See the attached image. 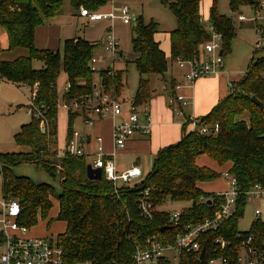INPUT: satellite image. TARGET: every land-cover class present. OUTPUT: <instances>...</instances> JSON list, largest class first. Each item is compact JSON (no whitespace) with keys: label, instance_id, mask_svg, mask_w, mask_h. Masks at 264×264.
Returning a JSON list of instances; mask_svg holds the SVG:
<instances>
[{"label":"trees","instance_id":"1","mask_svg":"<svg viewBox=\"0 0 264 264\" xmlns=\"http://www.w3.org/2000/svg\"><path fill=\"white\" fill-rule=\"evenodd\" d=\"M200 1L161 0L176 21V27L170 31L169 58L154 38L157 23L136 17L131 44L138 82L131 106L144 105L151 98L150 75L162 76L168 69V61L198 57L203 44L210 39V32L201 21ZM107 2L70 0L75 9L84 6L91 11ZM61 5L62 0H0V28L7 36V47L0 44V54L17 48L26 50L25 55L14 59H0V79L29 89L36 85L35 102L44 104L48 121L42 132L39 121L31 115L30 121L13 135L17 145H25L29 150L0 153L2 197L19 202V222L31 227L38 215L45 218L52 207L54 189L49 183L35 184L25 176L14 175L11 167L20 163L41 164L50 175L59 176L61 185L56 218L65 223V231L55 237L62 248L61 264H131L138 243L145 244L148 238L171 242L186 224L200 222L219 208L223 197L205 192L197 185L213 181L221 174L196 164L198 157L206 155L219 167L230 164L227 172L236 179L239 197L233 214L218 229L198 238L200 250L204 249L203 259L200 252L181 250L178 264H208L219 256L233 260L249 235H253L254 243H259L264 235V217L253 219L247 231H239L237 223L246 205L245 192L254 184L264 188V55L256 57L257 51L252 53L242 78L231 82L228 94L195 120L197 126H205L209 131L203 134L198 129L186 131L189 122H184L180 139L157 151L151 171L141 181L132 186H117L104 175L89 180L85 174L86 157L69 155L65 148L78 112L66 111L64 147L60 154L54 148L59 100L69 102L89 96L94 86L119 98L126 84V70L101 69L96 82L88 62L98 43L82 38L64 40L61 52L37 48L35 28L54 17ZM228 5L231 12H237L242 6L254 7L255 0H229ZM208 22L221 34L225 56L236 30L232 18L218 11L216 0H212L209 8ZM34 60L40 61L41 67H33ZM62 72L69 88L59 96L57 80ZM171 86L174 95V85ZM252 96L263 104V109L252 102ZM214 124H218L216 132L212 130ZM145 190H148L145 199L153 208L151 217H145L139 209ZM167 200L190 202L180 210L176 225L170 221V213L157 210ZM50 223L51 220L47 226ZM217 238L224 245L215 242ZM155 264L170 263L166 258H158Z\"/></svg>","mask_w":264,"mask_h":264},{"label":"built area","instance_id":"2","mask_svg":"<svg viewBox=\"0 0 264 264\" xmlns=\"http://www.w3.org/2000/svg\"><path fill=\"white\" fill-rule=\"evenodd\" d=\"M112 0H109L111 2ZM253 14L245 17L239 13L240 21H247L253 24L257 34V44L264 47V0H255V6L252 7ZM78 16L87 21L105 20L110 23L102 44L103 55L92 54L89 59V67L97 74L101 69L114 70L117 61H122V54L119 49V42L114 34L113 22L119 18L123 24H134L136 18L130 12L128 5H121L119 9L108 12L91 11L84 6L78 8ZM202 21V19H201ZM203 22V21H202ZM205 28L210 32V39L206 41L198 57L191 60L176 58V63L180 68L188 66L189 69L184 73L183 79L188 87H192L194 82L211 74H215L222 69L224 56L222 51L221 34L216 32L214 27L205 23ZM264 50V48H263ZM183 85L178 83L174 85V95L168 98V104L171 106L175 115L183 116L184 122H192L193 130L198 129L201 134L207 133L209 129L205 126H197L196 122L183 114L182 107L190 103L181 92ZM29 88V87H28ZM69 85L65 84L63 90H68ZM31 101L28 109L32 117L39 121L40 129L46 130L48 121L45 117V106L42 103L35 102L36 85L31 89ZM59 105L64 110L76 111L83 126H91L95 121L102 119H112V139L116 149H122L126 146L127 140L134 134L148 136L150 134V117L147 111H139L137 107L131 106L124 113V106L119 98L111 93L103 92L99 87H94L89 96L81 97L67 102L60 98ZM142 115V119L140 118ZM218 124H214L212 130L216 132ZM81 133L73 130L71 138L66 145V151L72 156H90L88 163L94 168H100L104 177L116 183L120 180L123 183H129L132 179L140 176L139 168L131 166L125 171L118 172L114 164V156L105 154L101 145V136H96L97 146L94 152H87L82 142L79 141ZM228 182V190L216 195L222 196L220 206L211 216L204 218L200 222L189 223L183 227L175 239L171 242H161L154 238H148L145 244L138 243L135 246V252L131 264H155L158 258L162 257L165 251L179 252L181 250L200 252L198 238L207 231L219 228L223 220L233 214L239 197L237 182L235 177L228 172L224 173ZM264 197V188L260 184H254L245 192V201L260 199ZM148 190L144 191V197L139 202L141 214L145 217H151L152 204L148 199ZM259 209L254 210L255 218L260 216ZM20 205L16 199L0 198V264H61L62 248L57 245L56 239L52 236H33L30 227L22 225L19 222ZM180 217V211L170 213V221L176 225ZM215 242L224 245V242L217 238ZM215 261V264H264V235L259 243H254L253 235H249L241 242L239 253L234 259L219 256L212 259L209 263ZM208 263V264H209Z\"/></svg>","mask_w":264,"mask_h":264},{"label":"rangeland","instance_id":"3","mask_svg":"<svg viewBox=\"0 0 264 264\" xmlns=\"http://www.w3.org/2000/svg\"><path fill=\"white\" fill-rule=\"evenodd\" d=\"M173 1V0H167ZM212 0H202L201 4V14L204 18L207 17L209 8L211 6ZM229 0H216L217 9L220 13L228 15L232 18L236 36L231 43L229 51L224 56V69L230 71H242L241 75L245 73L247 66L249 64L252 53H255V56L264 55L263 46L257 44V34L254 29L252 23L247 21H240L238 19L239 12L242 13L245 17H250L253 14V10L250 6H242L239 11L231 12L229 9ZM143 6L139 5L137 10L142 13L143 19L148 22L151 19H155L156 23L158 21L160 28L158 32L161 34L163 31L170 27H176L175 17L168 8V6L161 2V0H143ZM143 7V8H141ZM75 9V8H74ZM142 9V10H141ZM58 12H63L64 14H74V25H76V29L72 30V35L82 36V31L88 26L95 27L92 29V36L94 38L100 37V34L104 30L108 24V21L101 20L90 22L86 24H80L82 18L78 17L77 11L73 10L71 6L70 0H62L61 8ZM130 12L132 10L130 8ZM78 20V21H77ZM46 21H43V23ZM42 23V24H43ZM206 23V20H203V24ZM41 25V24H40ZM133 24H123L121 20H116L114 24V32L116 35H119L122 43V61H117L114 69L117 70L122 68L126 70L125 79L126 84L122 90L120 99L122 104H124V108L128 106L129 100L134 96L136 91L137 82H138V71L133 63L134 53L132 51L131 37L133 36L132 32ZM77 33V34H76ZM0 43L3 48L7 47V36L5 31L0 28ZM62 45L59 47V51H62ZM26 50L22 48H17L11 51H4L0 54V59L11 60L16 58L19 55H25ZM168 67L171 65H176L175 61H168ZM42 63L40 61L34 60L33 67L39 68ZM239 74H234L233 77H242ZM157 74L152 75L151 83L155 84L158 80H156ZM94 79L98 82L97 74H95ZM158 79V78H157ZM66 84V77L62 72L57 80V89L58 95H62L63 88ZM31 101V91L27 86H17L14 85L5 79H0V153L6 152H24L28 151L29 148L25 145H17L13 139V135L19 130L20 126L29 122L31 119V114L27 109V105ZM60 101V100H59ZM187 106L183 107L184 112L186 113ZM65 115L66 110L63 107H59L58 118H57V137L58 141L55 143V148L57 153L60 154L64 147L65 143ZM67 116V115H66ZM175 121L180 123H184L183 116L175 115ZM187 116V115H186ZM188 117V116H187ZM184 118V117H183ZM192 122H190L191 125ZM81 121L77 119L74 122V130L78 132H93L96 130V126L92 125L90 128L84 129ZM182 127V126H181ZM191 126H186V131H190ZM102 145V142H101ZM153 155V154H152ZM151 154L148 155H139L134 156L133 154H126L124 152L118 153L115 157L117 163L121 165H127L136 158L139 157L138 165L142 171V175L136 179L131 180L129 183H123L120 180L116 183L117 186L120 185H128L132 186L135 183L141 181L147 173L151 171L154 156ZM87 161L89 162L90 156H86ZM12 173L16 176H25L29 178L35 184L39 183H49L53 186L54 194L51 197L52 207L48 211V214L45 218L41 215L37 216V222L35 225L30 227L31 235L35 236H52L55 238L58 234L63 233L65 231V223L57 220V212H58V201L57 195L61 192V185L59 181V176L55 175L54 177L49 174L48 171L41 164L35 163H20L11 167ZM221 173V172H220ZM226 178L223 174L213 180L206 181L202 183V187L204 189L210 188L211 190H219L223 191L228 186V182L225 180ZM2 185V176L0 173V198L2 197L1 191ZM190 202L188 201H171L167 200L164 204L158 206L157 210L164 211L168 213H173L174 211H180L182 208L189 206ZM259 209L261 214L260 216H264V197L260 199H253L247 201L243 216L238 220L237 228L239 231H247L250 227L251 222L255 219L254 210ZM51 220L49 226H47V222ZM165 257L170 264H178L179 263V254L174 251H165L163 256ZM213 261L209 264H215Z\"/></svg>","mask_w":264,"mask_h":264},{"label":"crops","instance_id":"4","mask_svg":"<svg viewBox=\"0 0 264 264\" xmlns=\"http://www.w3.org/2000/svg\"><path fill=\"white\" fill-rule=\"evenodd\" d=\"M123 4L128 5L129 9L131 8L132 15L135 18L137 16H141L143 19L142 13L137 10L139 5L143 6L142 5L143 0H112L111 2H107L104 6L100 7L99 9L95 11H98V12H108L110 10L117 11L119 7ZM201 4H202V0L200 1L201 19L202 21L206 20V22H208L209 12H208L207 17L204 18L203 15L201 14ZM73 10L77 11V15H78V9H74L73 7ZM73 15L64 14L63 12H57V14L54 17L46 19L45 20L46 22L37 26L34 32L36 47L37 48H47L51 50H59V47L63 43L64 40L71 39V38H82L87 41L97 42L98 46L94 49L93 54H96L98 56L103 55L102 44L104 42V35L106 31H102L100 34V37L94 38L91 34L92 29L95 27V25H93V26H88L87 29L85 28L82 31V34H83L82 36H76V35L73 36L71 29L75 30L77 27L76 25H74V21L76 19L74 18ZM82 19L83 20H81L80 24L95 22V21H87L85 18H82ZM117 19L120 20L119 18H116L114 20L113 28H114L115 21ZM151 20L155 21V19H151ZM98 21H101V20H98ZM109 25L110 23L108 22L104 30H107ZM157 26H158L157 29L159 30L160 25L158 21H157ZM173 28L174 27L165 29L162 34L157 31L154 35L155 40L159 43L160 49L164 52L167 58H169V52H170V31ZM115 36L118 39L119 49L122 54V50H121L122 40L119 35L115 34ZM122 57H123V54H122ZM117 68L122 69L119 67ZM188 69H189L188 66H185L184 68H180L178 64L177 66L174 64V65H171V67H168L167 71L162 76L161 75L156 76L158 78V79L156 78V80L158 81L155 84L154 83L152 84L150 81V86L152 89V96L147 103L137 107V109L141 112L146 110L147 114L150 117V129L151 130L148 136L134 134L127 140L126 146L124 148L116 149L113 143V139H112V126L115 121L112 119L106 118L102 120H97L92 124L93 126L94 125L96 126L95 131L79 132L83 136V141H82L83 148L89 153L94 152L97 146L95 137L99 135L102 138L101 142H102L103 152L105 154H111L114 156V164L118 172L125 171L131 166H135L139 168L140 176H141L142 171L138 165L139 157H136L129 164V166L121 165L117 163L115 157L117 156L118 153H122V152L126 154H133L134 156L148 155V154H151V155L153 154L152 156H154L159 149L167 145H170L180 139L181 134H182V127H181L182 123L175 121L176 116L173 113L171 106L168 104V98L171 96V93H172V90H171L172 84L175 85V84L180 83L183 85L181 92L183 93V95L187 97L188 100H190V103L186 105L187 106V108L185 109L186 113L183 110V107L185 106L182 107V111L185 116L187 115L188 117H190L192 120L195 121L199 117L206 115L213 108V106L216 105V103L219 100H221L228 94L231 82L238 81L242 78V77L241 78L233 77L234 74L241 75L242 71H230V70L224 69V64H223L222 69L218 71L217 73L211 74L205 77H201L194 82L192 87H188L185 84V81L183 79V75ZM152 75L149 76V80L151 79ZM119 100L121 101L120 97H119ZM131 100L132 98L129 100L128 106L124 108V113H126L127 110L130 109L129 107L131 105ZM27 109H28V105H27ZM66 115H65V123H64L65 130H66V125H67ZM140 118L142 119V115H140ZM77 119L81 121L79 117L76 118L75 121ZM182 119L184 118L182 117ZM91 126H84L83 128L87 129V128H90ZM186 126L187 127L191 126L190 131L193 130L194 128L193 123H191V125L190 123H188ZM57 141H58V137L56 136V142ZM196 164L199 166H207L213 170H216L217 172H221V175L223 174V176H224V173L228 171V168L230 165L228 163L222 167H219L215 161L211 160L206 155H202L198 157L196 159ZM202 183L204 182H199L197 185L200 189H202L205 192L222 193L228 190V186L223 191H219V190L217 191L216 189L211 190L210 188L204 189L201 186Z\"/></svg>","mask_w":264,"mask_h":264},{"label":"water","instance_id":"5","mask_svg":"<svg viewBox=\"0 0 264 264\" xmlns=\"http://www.w3.org/2000/svg\"><path fill=\"white\" fill-rule=\"evenodd\" d=\"M219 54H222V51H220ZM251 100L252 102L257 104L261 109H263V104L260 101H258L254 96L251 97ZM41 131L45 132L44 129H41ZM54 141L56 142V138H54ZM79 141L80 142L83 141L82 135H80ZM85 174L89 180H98L102 177L101 169L92 167L90 163H87L85 166ZM163 229H166V227H164ZM203 254H204V249H201L200 254H199L200 259H203Z\"/></svg>","mask_w":264,"mask_h":264}]
</instances>
